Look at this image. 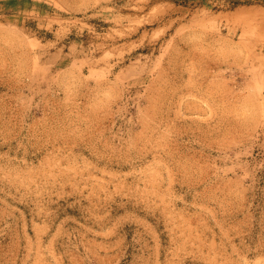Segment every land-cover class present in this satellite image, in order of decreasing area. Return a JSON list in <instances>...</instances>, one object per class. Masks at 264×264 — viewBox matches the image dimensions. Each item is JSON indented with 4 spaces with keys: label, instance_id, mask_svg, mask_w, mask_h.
<instances>
[{
    "label": "rangeland",
    "instance_id": "rangeland-1",
    "mask_svg": "<svg viewBox=\"0 0 264 264\" xmlns=\"http://www.w3.org/2000/svg\"><path fill=\"white\" fill-rule=\"evenodd\" d=\"M0 264H264V0H0Z\"/></svg>",
    "mask_w": 264,
    "mask_h": 264
}]
</instances>
